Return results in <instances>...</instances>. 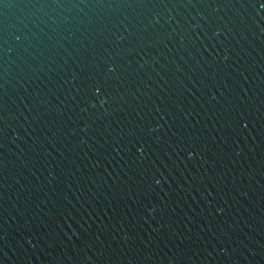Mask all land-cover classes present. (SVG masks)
<instances>
[{
	"label": "water",
	"instance_id": "obj_1",
	"mask_svg": "<svg viewBox=\"0 0 264 264\" xmlns=\"http://www.w3.org/2000/svg\"><path fill=\"white\" fill-rule=\"evenodd\" d=\"M264 0H0V264H264Z\"/></svg>",
	"mask_w": 264,
	"mask_h": 264
},
{
	"label": "snow or ice",
	"instance_id": "obj_2",
	"mask_svg": "<svg viewBox=\"0 0 264 264\" xmlns=\"http://www.w3.org/2000/svg\"><path fill=\"white\" fill-rule=\"evenodd\" d=\"M262 6H264V5H262Z\"/></svg>",
	"mask_w": 264,
	"mask_h": 264
}]
</instances>
